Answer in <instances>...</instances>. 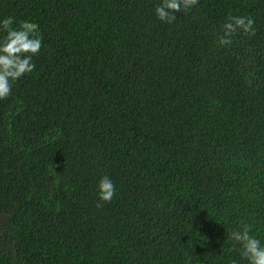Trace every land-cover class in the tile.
Here are the masks:
<instances>
[{
	"label": "trees",
	"instance_id": "1",
	"mask_svg": "<svg viewBox=\"0 0 264 264\" xmlns=\"http://www.w3.org/2000/svg\"><path fill=\"white\" fill-rule=\"evenodd\" d=\"M160 2L0 0L42 37L0 99V264H247L241 223L264 243V0ZM230 15L255 35L220 45Z\"/></svg>",
	"mask_w": 264,
	"mask_h": 264
},
{
	"label": "clouds",
	"instance_id": "2",
	"mask_svg": "<svg viewBox=\"0 0 264 264\" xmlns=\"http://www.w3.org/2000/svg\"><path fill=\"white\" fill-rule=\"evenodd\" d=\"M198 0H161L155 6L156 16L163 22L173 23L177 19L176 13L187 12ZM15 18L8 16L0 20V30L5 33L0 39V99H7L11 94L12 84L23 75L35 69L32 62L33 55L39 53L42 47V37L36 23L19 22L17 27ZM254 19L250 16H228L222 25L220 45L227 46L238 32L255 35ZM116 192L114 183L107 177L98 182L99 199L110 202ZM97 204V207H102ZM231 240L239 244L240 255L247 264H264V243L252 234V226L241 223L231 232ZM235 264V261L232 262Z\"/></svg>",
	"mask_w": 264,
	"mask_h": 264
}]
</instances>
